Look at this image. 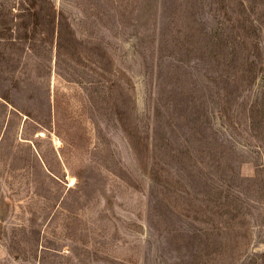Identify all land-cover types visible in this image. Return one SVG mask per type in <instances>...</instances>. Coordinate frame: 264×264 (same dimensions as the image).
Returning a JSON list of instances; mask_svg holds the SVG:
<instances>
[{
    "label": "rangeland",
    "instance_id": "obj_1",
    "mask_svg": "<svg viewBox=\"0 0 264 264\" xmlns=\"http://www.w3.org/2000/svg\"><path fill=\"white\" fill-rule=\"evenodd\" d=\"M0 264H264V0H0Z\"/></svg>",
    "mask_w": 264,
    "mask_h": 264
}]
</instances>
